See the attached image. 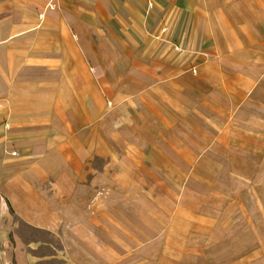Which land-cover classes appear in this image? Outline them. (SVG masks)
Wrapping results in <instances>:
<instances>
[{
  "label": "rangeland",
  "instance_id": "1",
  "mask_svg": "<svg viewBox=\"0 0 264 264\" xmlns=\"http://www.w3.org/2000/svg\"><path fill=\"white\" fill-rule=\"evenodd\" d=\"M166 30L162 25L149 37L164 42ZM170 44V49L152 51L154 59L159 57L194 75L196 63L188 65V54L193 51ZM148 71H141L146 76L141 84L155 79ZM181 73L188 75L187 84H197L191 75ZM169 80L157 79L156 83ZM101 81L94 79L93 83L109 111L101 110L94 100L85 114L93 121V130L99 126L110 132L118 127L123 141L110 139L112 144L103 149L99 143L93 149L85 145L81 150L88 157L76 160V171L71 173L63 154L35 158V152L11 149L0 159V264H65L66 247L84 264H214L216 226L220 225H216V198L219 208L223 206L220 215H226L224 208L230 207V199L237 203L244 198L239 190L243 176L254 187L264 185V94L234 95L227 81H216L219 107L215 117L208 108L195 104L197 96L189 89L186 99L165 97L158 90L156 96L146 95L139 101L132 93V79L124 81L126 93L119 96L104 94ZM254 82L264 89V79ZM201 83L199 87L206 90ZM175 84L172 87L180 88ZM234 85L243 90L245 81L237 79ZM113 86L114 91L117 85ZM150 99L156 100L154 113L147 110ZM143 103L146 106L139 110ZM246 103L254 108L249 127L244 122L250 118ZM4 114L0 111V139L8 130ZM63 117L74 124L71 111ZM65 145L75 153L77 147ZM252 194L264 199V188ZM240 211L237 207L234 214L239 216ZM58 215L59 222H50ZM220 226L228 230V225ZM242 226L236 220L231 229L239 231ZM57 233L69 236L65 240Z\"/></svg>",
  "mask_w": 264,
  "mask_h": 264
},
{
  "label": "crops",
  "instance_id": "2",
  "mask_svg": "<svg viewBox=\"0 0 264 264\" xmlns=\"http://www.w3.org/2000/svg\"><path fill=\"white\" fill-rule=\"evenodd\" d=\"M162 25L167 27L165 41L151 39L149 33L158 32ZM169 42L193 51L188 54V65L196 63L194 75L179 65L154 59L152 51L170 49ZM142 70H150L155 79L148 76L152 80L141 84V78L146 77ZM181 72L191 75L197 84H187L188 75L183 77ZM94 79L105 81L100 83L104 94L118 96L126 93L124 81L132 79V93L139 101L146 95L156 96L158 90L165 97L186 99L189 89L197 96L195 104L208 108L216 117V81H227L234 95L264 94V89L254 84L264 79V0H0V111L8 125L0 139V159L11 149L35 152V158L52 153L60 158L63 154L71 173L76 171V160L88 157L81 150L85 145L93 149L99 143L103 149L112 144L110 139L123 141L118 127L110 132L99 126L93 130V121L85 114L94 100L101 110L109 111L101 103ZM157 79L171 81L160 84ZM237 79L245 81L243 90L235 89ZM174 82L180 88L172 87ZM200 83L206 84V90ZM113 85H117L114 91ZM154 103L156 100L147 106L148 112L154 113ZM143 104L139 110L146 106ZM244 108L250 115L244 121L249 127L254 108L247 103ZM67 111L72 112L74 124L65 122ZM89 141H93L91 146ZM66 143L77 147L75 153ZM2 169L0 165V176ZM242 178L239 190L244 198L237 203L232 201L237 199H230V207L224 208L226 215H220L223 206L219 208L216 198V225H228V230L216 226L214 264H264V199L252 194L264 185L254 187L247 175ZM237 207L241 209L239 216L234 214ZM252 208L256 210L252 212ZM49 220L46 218L47 223ZM236 220L243 224L239 231L231 229ZM28 221L37 223L31 218ZM52 221L59 222L60 216ZM57 234L65 240L69 235L77 238L72 232ZM65 251V264H84L67 247Z\"/></svg>",
  "mask_w": 264,
  "mask_h": 264
},
{
  "label": "built area",
  "instance_id": "3",
  "mask_svg": "<svg viewBox=\"0 0 264 264\" xmlns=\"http://www.w3.org/2000/svg\"><path fill=\"white\" fill-rule=\"evenodd\" d=\"M192 71H195L194 69H192Z\"/></svg>",
  "mask_w": 264,
  "mask_h": 264
}]
</instances>
